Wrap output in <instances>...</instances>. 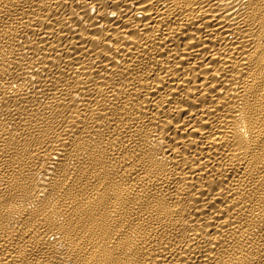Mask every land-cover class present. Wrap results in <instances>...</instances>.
I'll return each mask as SVG.
<instances>
[{
	"label": "bare ground",
	"instance_id": "6f19581e",
	"mask_svg": "<svg viewBox=\"0 0 264 264\" xmlns=\"http://www.w3.org/2000/svg\"><path fill=\"white\" fill-rule=\"evenodd\" d=\"M0 264H264V0H0Z\"/></svg>",
	"mask_w": 264,
	"mask_h": 264
}]
</instances>
